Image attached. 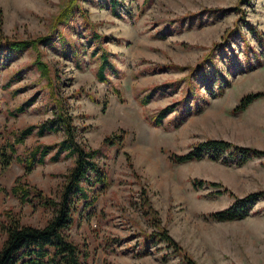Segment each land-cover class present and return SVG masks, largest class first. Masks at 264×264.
I'll use <instances>...</instances> for the list:
<instances>
[{"label":"rangeland","instance_id":"obj_1","mask_svg":"<svg viewBox=\"0 0 264 264\" xmlns=\"http://www.w3.org/2000/svg\"><path fill=\"white\" fill-rule=\"evenodd\" d=\"M69 1L0 0V149L30 126L16 156L59 143L62 133L36 131L53 119L56 97L68 105L108 177L92 206L77 204L67 232L88 251L86 264H264V156L242 166L228 153L172 161L207 140L264 154V0H115V10L112 0H77L60 18ZM253 93L262 96L233 112ZM163 108L173 112L155 126ZM54 153L28 176L15 160L0 175V248L9 216L35 228L51 218V209L21 204L9 190L22 178L58 201L75 159L47 162ZM249 194L263 196L245 219L209 217ZM162 232L176 249L153 244L150 235Z\"/></svg>","mask_w":264,"mask_h":264},{"label":"trees","instance_id":"obj_2","mask_svg":"<svg viewBox=\"0 0 264 264\" xmlns=\"http://www.w3.org/2000/svg\"><path fill=\"white\" fill-rule=\"evenodd\" d=\"M87 1V0H82ZM77 0H70L60 12V18H67ZM117 1L112 0L111 7L116 9ZM97 38V37H96ZM99 38V37H98ZM97 38V39H98ZM45 39L34 41L11 42L8 45L10 52H22L29 48H36L37 44ZM48 41V40H47ZM101 63L105 68H111L106 55H100ZM98 79L104 81V67L100 65ZM43 71V70H41ZM219 78L223 80L219 71ZM222 83V82H221ZM214 93V91H211ZM262 93H253L243 96L233 112L245 111L255 100L260 98ZM56 97V96H55ZM142 102V101H141ZM147 100H144V104ZM53 107V119L43 122L37 128L38 136L44 133H62L64 138L53 146H37L29 151L24 158L16 156V146L22 145L26 137L30 136L36 129L35 126L25 128L13 135V142H7L0 149V175L9 168L11 163L18 161L24 169V175L28 176L37 165H43L45 158L52 151L54 155L47 158V162H56L60 154L66 153V157L74 158L75 165L69 171L58 201L46 198L40 191L21 182L18 178L10 188V194L17 198L21 204H30L43 209H51L52 216L42 228L21 225L20 219L9 216L6 222L1 224V231L6 235L0 248V264H86L89 258L86 248L81 249L78 245L69 240L67 232L73 224V212L80 201L84 207L93 205L98 193H103L108 186L107 173L98 163V152L87 150L83 133L73 124V117L69 113V107L56 97ZM143 103V102H142ZM24 109L19 107L18 113ZM173 112V108H163L153 118L155 126H160L163 118ZM122 143H119V145ZM120 145V146H121ZM228 153L231 160L236 161L237 166H242L251 159L263 157V152L254 148L233 146L223 140H207L196 144L193 149L184 155L172 157L176 164H184L193 161H200L206 155L212 160H218ZM215 183H211V185ZM196 188V185H193ZM0 193H7V190L0 187ZM91 194V196H90ZM263 194H249L243 198L235 199L234 203L226 209L213 212L209 217L215 222H230L245 219ZM10 214L9 212L6 213ZM153 244L165 243L169 248L176 249L172 239L167 233L150 235ZM146 240V239H145Z\"/></svg>","mask_w":264,"mask_h":264}]
</instances>
